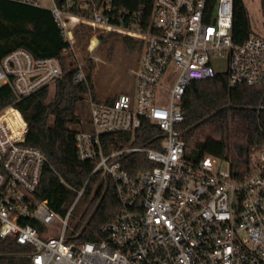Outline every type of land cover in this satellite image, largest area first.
Wrapping results in <instances>:
<instances>
[{
  "label": "built area",
  "instance_id": "built-area-1",
  "mask_svg": "<svg viewBox=\"0 0 264 264\" xmlns=\"http://www.w3.org/2000/svg\"><path fill=\"white\" fill-rule=\"evenodd\" d=\"M6 1L42 8L39 0ZM51 1L68 54L83 25L139 43L136 90L106 103L89 96L91 129L77 131L75 146L95 166L64 217L36 196L48 159L26 144V120L14 106L0 111V241L28 248L32 264H264V143L247 150L237 174L231 157L187 158L180 132L193 82L224 74L229 88L264 90V37L234 41V0H153L150 11L133 14L116 12L112 0ZM71 65L75 85L87 83L84 65ZM63 76L58 59L25 48L0 58V81L18 102ZM146 123L158 131L152 146L136 143ZM107 134L131 135L132 143L106 154ZM95 176L112 181L121 209L101 240L78 242L70 215Z\"/></svg>",
  "mask_w": 264,
  "mask_h": 264
},
{
  "label": "trees",
  "instance_id": "trees-1",
  "mask_svg": "<svg viewBox=\"0 0 264 264\" xmlns=\"http://www.w3.org/2000/svg\"><path fill=\"white\" fill-rule=\"evenodd\" d=\"M116 12L133 14L141 7L150 11L153 0H112ZM213 5L215 0H210ZM114 23H119L114 19ZM252 33L251 20L244 0H234L233 38L238 44ZM104 41L103 37L99 38ZM25 48L37 58H56L64 76L55 85L52 96L46 86L18 102L8 85L0 87V111L14 106L28 124L26 144L41 150L48 159L37 198L48 201L62 217L89 180L95 162H81L76 153L72 126L80 124L77 105L92 89V76L87 83L75 85L74 70L66 66L69 43L50 10L0 0V58ZM95 98V96H93ZM184 122L180 132L186 143L187 158L199 160L204 156L232 158L237 174L246 170V152L264 143V90L261 87L237 86L229 88L227 77L218 74L214 79L195 81L183 98ZM157 129L148 123L143 137L136 143H149ZM132 143L131 135L107 134L102 138L106 154ZM146 166L152 167L153 165ZM133 174L134 170L127 166ZM243 174V173H242ZM89 205L75 230L76 241H99L101 228L119 213L121 204L111 180L91 179L79 202ZM79 202L75 207L78 206ZM29 249L13 240L0 241V264H32L26 256Z\"/></svg>",
  "mask_w": 264,
  "mask_h": 264
},
{
  "label": "rangeland",
  "instance_id": "rangeland-1",
  "mask_svg": "<svg viewBox=\"0 0 264 264\" xmlns=\"http://www.w3.org/2000/svg\"><path fill=\"white\" fill-rule=\"evenodd\" d=\"M41 7L51 10V0H39ZM250 15L252 33L264 37V0H244ZM75 53L69 54L66 66L70 68L76 64H83L86 74L92 76V89H89L84 100L77 105L80 124L72 126L75 130L91 129L89 96L106 103L120 95L133 96L136 90V78L132 74L138 67L140 58L139 43L119 32H107L91 25H83L73 30ZM103 37L104 41L99 38ZM99 39V43L95 39ZM94 43V44H93ZM93 46L94 51L90 50ZM225 70L226 62L216 63ZM3 83L0 81V87ZM51 94L55 92V85L50 86ZM167 100L168 96L163 93ZM225 167V166H224ZM77 205V204H76ZM89 205V201L82 199L70 215L68 233L81 221L82 215Z\"/></svg>",
  "mask_w": 264,
  "mask_h": 264
},
{
  "label": "water",
  "instance_id": "water-1",
  "mask_svg": "<svg viewBox=\"0 0 264 264\" xmlns=\"http://www.w3.org/2000/svg\"><path fill=\"white\" fill-rule=\"evenodd\" d=\"M95 41H96L97 43H99V39L96 38Z\"/></svg>",
  "mask_w": 264,
  "mask_h": 264
}]
</instances>
